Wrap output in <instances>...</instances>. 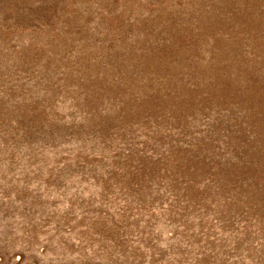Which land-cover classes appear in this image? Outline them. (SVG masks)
I'll list each match as a JSON object with an SVG mask.
<instances>
[{
  "label": "rangeland",
  "instance_id": "374dc122",
  "mask_svg": "<svg viewBox=\"0 0 264 264\" xmlns=\"http://www.w3.org/2000/svg\"><path fill=\"white\" fill-rule=\"evenodd\" d=\"M0 264H264V0H0Z\"/></svg>",
  "mask_w": 264,
  "mask_h": 264
}]
</instances>
